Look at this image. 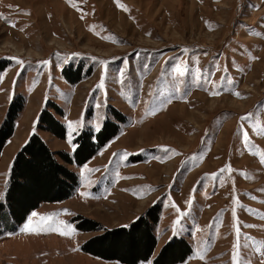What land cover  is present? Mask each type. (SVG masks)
Here are the masks:
<instances>
[{
  "label": "rangeland",
  "instance_id": "obj_1",
  "mask_svg": "<svg viewBox=\"0 0 264 264\" xmlns=\"http://www.w3.org/2000/svg\"><path fill=\"white\" fill-rule=\"evenodd\" d=\"M0 14V127L11 101H25L0 159V202L28 135L73 156L85 130L120 128L71 166V199L17 229L5 216L0 264H122L85 252L103 232L73 218L115 229L153 206L158 244L141 264L175 238L192 248L183 264H233L237 252L239 264H264V0H0ZM46 109L66 139L38 129ZM29 221L37 232L22 230Z\"/></svg>",
  "mask_w": 264,
  "mask_h": 264
},
{
  "label": "trees",
  "instance_id": "obj_2",
  "mask_svg": "<svg viewBox=\"0 0 264 264\" xmlns=\"http://www.w3.org/2000/svg\"><path fill=\"white\" fill-rule=\"evenodd\" d=\"M3 70L0 68V74ZM71 80L72 83L78 82L77 79ZM24 108L22 96L15 97L9 105L0 127V159L15 133L17 120ZM55 109L58 110V107L55 106ZM115 117L120 123H125L121 113L115 112ZM38 129L62 140L67 136L64 124L47 109L40 116ZM119 130V125L111 121H106L96 134L91 129L85 130L74 140L76 150L73 156L66 150H52L40 135L33 133L16 154L10 170L4 199L0 202V237L6 233L3 220L7 214L17 229L43 204L71 199L79 187V176L71 166L87 164ZM160 212L158 206H153L129 226L115 229L104 228L98 222L82 216L74 217L73 221L81 232H103L83 244L85 252L122 264H141L151 260L155 253ZM191 254L190 244L185 239L175 238L165 245L153 264H183Z\"/></svg>",
  "mask_w": 264,
  "mask_h": 264
},
{
  "label": "snow or ice",
  "instance_id": "obj_3",
  "mask_svg": "<svg viewBox=\"0 0 264 264\" xmlns=\"http://www.w3.org/2000/svg\"><path fill=\"white\" fill-rule=\"evenodd\" d=\"M69 2H71V0H69ZM117 3H119V0H117ZM125 10L127 11L128 9L125 8ZM0 15H2V14H0ZM18 63H23V62H22V61H18ZM45 63H46V62H45ZM177 71L179 72V74H180L181 76L184 75V71H183L182 69L177 68ZM100 87H103V84H101ZM211 94H212V95H217V94H219V93H217V92H213V93H211ZM235 95L240 96V93H239V92H236ZM242 119H247V117H243ZM69 128H72V124H71V122L69 123ZM69 142H71V140H69ZM163 150H164L165 152H168V151H169V149H167V148H164ZM253 154H255V153H253ZM260 155H261L262 162H264V152H261ZM229 170H231V169L229 168ZM221 171H224V170L222 169ZM32 215L35 216V215H37V214H36V213H33ZM42 219H48V218H47V217H44V218H42ZM177 223H179V221H177ZM22 230L30 231V232H37V231H38V228H32V227H31V221H29V224L25 225V228L22 229ZM42 230H44V231H48V230L58 231L59 229L49 228V229H42ZM60 234H61V235L74 234V230H72L71 233L68 232V231H61ZM237 235H239V229H237ZM238 246H239V245L237 244V248H238ZM233 264H239L238 252H237V254H235V255L233 256Z\"/></svg>",
  "mask_w": 264,
  "mask_h": 264
},
{
  "label": "crops",
  "instance_id": "obj_4",
  "mask_svg": "<svg viewBox=\"0 0 264 264\" xmlns=\"http://www.w3.org/2000/svg\"><path fill=\"white\" fill-rule=\"evenodd\" d=\"M67 136H68V133H67ZM29 138H30V136L28 135V137L26 138V139H24V141L22 142V146L20 145V147H17L16 148V150H14L13 152H11V154L9 155V158H10V160H9V166H12V164H13V161H14V158H15V156H16V153H17V151H18V149L20 148H22L23 147V145H25L26 143H27V141L29 140ZM43 138V137H42ZM44 139V138H43ZM45 140V139H44ZM46 141V140H45ZM47 142V141H46ZM48 143V142H47ZM55 144L57 143V142H54ZM49 146H50V144H48ZM51 147V146H50ZM7 148H8V145L6 146V150H7ZM59 149H61V148H57V149H53L54 151H56V150H59ZM4 156H5V151L3 152V156H2V158H4ZM1 162V161H0Z\"/></svg>",
  "mask_w": 264,
  "mask_h": 264
}]
</instances>
